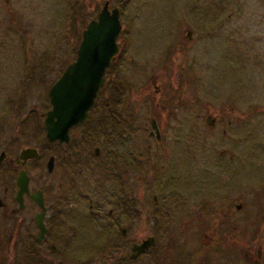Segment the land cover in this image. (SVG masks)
<instances>
[{
  "label": "rangeland",
  "instance_id": "obj_1",
  "mask_svg": "<svg viewBox=\"0 0 264 264\" xmlns=\"http://www.w3.org/2000/svg\"><path fill=\"white\" fill-rule=\"evenodd\" d=\"M103 1L0 0V117L5 105L9 107L7 98L29 97L31 106L34 98L47 97L75 54L76 37ZM114 6L121 23L118 58L105 75L115 72L127 87L116 90V108L122 115L118 131L124 140L113 150L118 160L130 165L128 175L140 173L142 166L148 175L154 172L145 193L148 199L156 193L162 204L158 264H201L206 257L212 258L211 264L218 257L229 264L236 259L230 247L219 255L217 246L209 243L207 253H202V242L215 235L209 227L215 225L219 232L232 220L233 213L217 216V211L224 205L234 209L235 200L232 178L218 179L223 173L218 166L225 158L210 149L205 152L203 146L233 147L236 123L231 120L229 125L230 116L223 115L206 136L200 104L207 97L217 109L223 106L218 100L222 96H264V0H109V7ZM79 7L83 23L78 17L74 24L72 15ZM235 57L239 68L234 74V63H227V58ZM108 93L105 84L89 112ZM224 106L231 112L228 104ZM152 117L159 139L148 134ZM249 125L242 121L241 129ZM222 129L229 138L221 136ZM248 202L246 208L264 205V200ZM206 210L212 215L208 223ZM146 259L140 257L135 264Z\"/></svg>",
  "mask_w": 264,
  "mask_h": 264
},
{
  "label": "flooded vegetation",
  "instance_id": "obj_2",
  "mask_svg": "<svg viewBox=\"0 0 264 264\" xmlns=\"http://www.w3.org/2000/svg\"><path fill=\"white\" fill-rule=\"evenodd\" d=\"M80 39L81 34L76 37L77 48ZM76 52L77 49L60 74L74 61ZM116 59L117 54L112 63ZM227 63H234L235 74L239 68L236 57L233 61L227 58ZM110 68L111 65L104 71V82ZM111 78L119 77L113 72ZM157 90L161 93L162 88ZM233 93L237 94L235 89ZM6 100L9 107L5 105L0 117V264H105L110 259L117 260L113 264H135L145 256L142 264H158L162 204H158L156 193L149 199L145 193L146 182L154 172L148 175L142 166L140 173L128 175L130 165L126 160H118L112 151V137L105 139L95 133V121L87 124L94 101L86 118L71 125L67 139L59 141L46 135L44 117L51 107L48 92L45 98H34L31 106L29 97ZM218 100L223 106L217 109L207 97L201 101L205 135L223 115H229L228 124L231 120L236 123L233 147L205 145L203 149L225 158L226 164L218 166L223 172L218 179L226 182L232 178L235 200L234 209L224 205L217 211V216L220 213L231 217L233 213L232 220L219 232L217 226L209 227L215 235L202 242V253H207L210 243L217 246L219 255L226 247L233 249L236 259L229 264H264V205L245 207L249 199L264 200V96L241 100L237 96H222ZM164 106L162 103L161 108ZM152 120L155 126L148 134L159 139L158 125L153 117ZM242 121H250L248 128L241 129ZM111 131L118 136V130ZM244 133L246 139L242 137ZM123 136L124 133L119 141L124 140ZM221 136L229 138L224 129ZM206 160H210L207 155ZM19 183L24 185L20 187ZM252 192L254 195L250 196ZM210 214L204 211L207 223L212 221ZM149 237L152 242L147 249L131 258L132 245ZM219 258L216 264H224L225 259L221 257L222 262ZM205 259L201 264H211L212 258Z\"/></svg>",
  "mask_w": 264,
  "mask_h": 264
},
{
  "label": "water",
  "instance_id": "obj_3",
  "mask_svg": "<svg viewBox=\"0 0 264 264\" xmlns=\"http://www.w3.org/2000/svg\"><path fill=\"white\" fill-rule=\"evenodd\" d=\"M120 30L118 8H109V1L104 0L96 18L90 19L82 30L74 61L64 68L48 89L51 107L45 113L44 124L50 140H66L68 128L86 118L104 82V71L115 59ZM189 33L187 31V37ZM151 126H155L153 120ZM22 185L19 183L20 187ZM151 242L149 237L133 244L130 257L135 258Z\"/></svg>",
  "mask_w": 264,
  "mask_h": 264
},
{
  "label": "trees",
  "instance_id": "obj_4",
  "mask_svg": "<svg viewBox=\"0 0 264 264\" xmlns=\"http://www.w3.org/2000/svg\"><path fill=\"white\" fill-rule=\"evenodd\" d=\"M81 3H83V2L81 1ZM80 9H81V7H79L78 11L72 15L71 21L74 24L76 23V20H78V17L81 19V21L83 23L82 16H80V13H79L81 11ZM78 37L79 36H77V39H78ZM115 58H116V56H115ZM117 58H118V54H117ZM116 61H117V59H116ZM115 62H113V63L111 62L110 65L112 66ZM108 70L109 69H107L106 72ZM108 73L109 74H107V79H106L107 82L105 81L100 88L105 87V84H106L107 89H109V93L107 96H105L103 98V100L100 103H98V105L95 106V110L93 112H90L91 115H90L89 119H90V122L95 121V125H96V129L94 130L95 133L102 135L103 137H105V139H109V138L113 137L112 141L114 144H116L119 142V140L121 138L120 131H118L119 133H117L118 136L115 137L114 133L111 131V128L118 130L119 129L118 122H119V119L122 117V115L120 114V111L118 110V108H116V104L118 103L116 90L123 89L124 86L127 87V85H126V83H124L123 80L121 81L120 78H111L112 72H108ZM98 106H100V108H97ZM116 138H118V139H116ZM113 149H114V147H113ZM112 151L115 152L114 150H112ZM114 164H116V161H114ZM119 169H120V167H119Z\"/></svg>",
  "mask_w": 264,
  "mask_h": 264
}]
</instances>
